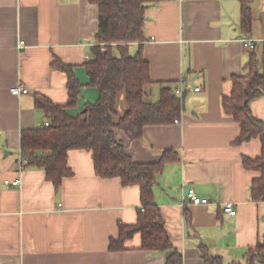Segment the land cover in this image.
I'll list each match as a JSON object with an SVG mask.
<instances>
[{
	"label": "crops",
	"instance_id": "crops-1",
	"mask_svg": "<svg viewBox=\"0 0 264 264\" xmlns=\"http://www.w3.org/2000/svg\"><path fill=\"white\" fill-rule=\"evenodd\" d=\"M240 7L239 0L148 3L142 55L154 83H182L181 116L178 122L144 126L137 140L114 129L136 162L156 161L166 148L180 153L157 176L154 196L181 264H204L202 245L222 264H249V250L264 242V202L249 197L257 173L242 165L243 156L259 154L260 142L234 144L239 126L220 104L229 78L245 72L252 50L260 67L264 0L250 3L248 36L240 30ZM97 24V6L89 0H0V264H164L168 251L141 249L139 232L125 240V249H108L118 221L136 222L139 187L95 174L90 151L67 152L72 175L63 177L57 191L43 169L21 167V129L45 122L43 110L34 106L35 94L55 103L67 98L65 74L50 65L53 57L74 65L83 85L72 114L97 98V89L85 85L83 66ZM244 37L255 40L252 50L242 45ZM18 85L28 92L12 94ZM149 86L156 99L160 85ZM124 108L121 97L118 115ZM250 108L264 120V95L251 100ZM14 178L19 186L4 183ZM189 188L208 203L182 206L180 196ZM226 202L233 203L234 215L222 210Z\"/></svg>",
	"mask_w": 264,
	"mask_h": 264
},
{
	"label": "trees",
	"instance_id": "trees-1",
	"mask_svg": "<svg viewBox=\"0 0 264 264\" xmlns=\"http://www.w3.org/2000/svg\"><path fill=\"white\" fill-rule=\"evenodd\" d=\"M156 0H89L97 6L98 24L93 42L88 47L90 58L83 62L87 83L97 89L95 101H85L72 114L81 96L82 83L74 72V65L53 57L50 65L65 74L67 98L55 103L46 95L36 93L34 106L41 109L47 125L23 128L19 137V155L22 168H40L57 191L63 177L72 175L67 163L70 149L90 151L93 170L100 177H118L121 185L139 187L140 207L137 220L132 224L118 221L116 237H110L108 249H125V240L135 232L140 234V248L168 251L164 264H181V253L172 245L165 222L155 201L154 187L157 176L166 164L178 162L180 153L174 148L163 149L152 162H136L127 152L123 141L114 135V129L124 131L128 139L142 137L143 127L169 124L179 120L183 95L173 92L172 81L160 85L157 100L145 99V87L154 83L149 74V63L142 55L146 5ZM240 1V30L251 35L252 0ZM130 44L136 49L130 51ZM104 45L105 50H101ZM229 88L221 95L222 112L239 126L233 141L240 144L258 138L260 152L251 158L242 157V165L257 174L249 184V197L264 202V120L256 117L250 108L251 100L264 95V41L261 42L260 67L257 54L252 50L245 72L229 78ZM123 98L124 110L118 115V101ZM184 216L190 223L189 212ZM202 245L204 264H222L219 257H210ZM258 260L264 264V242H259L248 253L249 264Z\"/></svg>",
	"mask_w": 264,
	"mask_h": 264
},
{
	"label": "built area",
	"instance_id": "built-area-1",
	"mask_svg": "<svg viewBox=\"0 0 264 264\" xmlns=\"http://www.w3.org/2000/svg\"><path fill=\"white\" fill-rule=\"evenodd\" d=\"M22 43V41H20ZM242 45L246 47L247 49L252 50L255 47V40L250 37H244L241 39ZM101 50H105L104 45H101ZM90 58V54L87 53L85 55V59L88 60ZM201 88L200 86H194V91H199ZM183 91V85L181 82H179L173 89V92L176 95H181ZM28 89L24 87L23 85L15 86L11 89V93L15 95H19L21 93H27ZM175 122H178V120H175ZM48 123L45 121L42 125H47ZM4 183L7 186H19L20 185V179L14 178L12 180H5ZM179 203L182 206H185L187 204H206L208 203V199L206 197H200L198 196L194 189L189 188L185 193L181 194ZM222 210L230 215H234L236 213L235 208L233 207L232 202H226L222 205Z\"/></svg>",
	"mask_w": 264,
	"mask_h": 264
},
{
	"label": "rangeland",
	"instance_id": "rangeland-1",
	"mask_svg": "<svg viewBox=\"0 0 264 264\" xmlns=\"http://www.w3.org/2000/svg\"><path fill=\"white\" fill-rule=\"evenodd\" d=\"M158 83L156 82V83H152V84H150V85H157ZM152 87L153 86H149V85H147L146 87H145V99L146 100H149V101H153V100H157V98L158 97H156V99H155V97H153V90H152ZM152 90V91H151ZM122 97V96H121Z\"/></svg>",
	"mask_w": 264,
	"mask_h": 264
}]
</instances>
